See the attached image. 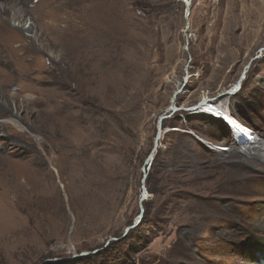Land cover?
<instances>
[{
  "label": "rangeland",
  "instance_id": "374dc122",
  "mask_svg": "<svg viewBox=\"0 0 264 264\" xmlns=\"http://www.w3.org/2000/svg\"><path fill=\"white\" fill-rule=\"evenodd\" d=\"M8 2L13 12L25 18L23 25L32 39L43 32L41 17L48 9L63 13L65 20L104 12L106 24L116 28L112 36L119 41L116 45L124 62L137 61L138 71L144 68L140 73H147L158 63L164 72L158 78L150 75L154 100L144 107V117L128 122L138 134L137 141L123 157V178L115 182L114 195L109 192L110 183L106 185L107 177L115 173L111 167L123 159L117 158L118 146L131 143L133 138L125 135L123 142L110 132L103 136L106 144L104 149L99 147L100 153L95 155L93 150L88 157L83 154L84 159L76 157L73 167L61 159L54 161V153L59 151H54L51 143L35 146L37 150L24 143L26 150L12 158L9 168L17 183L15 188L0 180V264H232L233 255L239 251L261 255L262 239L251 231L263 216L247 208L229 207L227 197L241 194L234 184L219 179L216 172L224 168L215 169L210 163L219 162L218 154L226 156L233 147L257 148L264 143V0H189L190 9L183 0ZM18 24L12 21V25ZM44 37L46 52L39 57L38 68L46 58L62 53ZM66 77L61 70L59 79ZM41 80L40 75L21 80L25 95L46 90L47 86L39 84ZM204 96L218 101L216 106L226 115L231 113L252 130L254 140L246 146L235 145L241 142L223 120L193 110ZM173 102L174 112L168 114ZM13 109L21 116L23 109ZM34 109L28 107L20 127L43 141L44 136L32 125L42 129L49 116L37 115ZM107 109L119 111L110 103ZM105 113L111 118L107 110ZM162 116L166 119L160 126ZM99 118L96 122L101 121ZM46 167L56 196L45 187H35ZM104 187H109L108 191Z\"/></svg>",
  "mask_w": 264,
  "mask_h": 264
},
{
  "label": "bare ground",
  "instance_id": "6f19581e",
  "mask_svg": "<svg viewBox=\"0 0 264 264\" xmlns=\"http://www.w3.org/2000/svg\"><path fill=\"white\" fill-rule=\"evenodd\" d=\"M184 1H186L188 6L190 5V3H187L189 0H183V2ZM72 8H74V6ZM90 9L93 10L92 7H90ZM74 15L77 16L78 14L74 13ZM106 16L103 12L101 14H86L84 17L75 18L74 20H65L66 16L64 17L63 13H59L54 9H48L46 12H43V16L41 17L43 32H40L41 34L36 33L34 39H32L27 37V30L25 29V25H23V21H25L23 15L13 12L11 4L8 2V0H0V120H7L0 123V135L3 136V141L0 143V180L8 184V188L11 186L15 188L14 185L17 184L13 178V171L9 170V168H12L10 167L11 163L13 165L12 158L16 155L22 154L20 152L26 150L25 144L27 146L31 145V147L34 146L32 149L34 148V150H37V146H44L46 145V142L51 143L54 151H56V148L59 151V154L57 152L54 153V161L58 162V160L61 159L66 162V164H72L71 166L73 167V164H75L74 159L76 160V157L84 159L82 157L83 154H86L85 156H87L94 150L95 153L93 154L97 155L100 146H102L100 149H104V145L106 143L103 140V136H106V134L110 132H113L114 134L112 135H116L117 138L119 137L123 139V137L126 138V136L127 138H133L131 143L128 141L129 143L119 146L117 145V158L119 159L125 157V155L129 153L131 145L136 143L138 134L129 127L128 122L133 119V117L136 119L140 118L141 116L144 117V107H147L149 101L154 100H151L153 93L151 88L153 84H151L152 80H150V75L154 78H158V76L163 74L164 70L160 66L161 64L157 65V63L155 66L147 69V73H140V70H143L144 68L138 71L136 65L139 63L137 64V61H134L133 63H128L129 61L124 62V56L118 50L116 45L119 41L116 39V37L112 36L116 34V28L109 27L106 24ZM14 20L19 22L18 26L12 25V21ZM63 24L65 26H62ZM122 24V27H124L125 23L122 22ZM137 27L139 26L137 25ZM118 29L120 28L118 27ZM135 29L137 30V28ZM128 30L130 31V29ZM125 32L124 34H126ZM61 35L62 40L60 38ZM44 36L47 38L49 37L50 40L53 41L52 46L56 48L60 47L62 53H60V55L56 54V57L52 56V59L49 57L46 58L47 60L41 64L40 68H38V59L41 55H44V52H46L43 50L44 43L42 38ZM141 41L139 40L138 42ZM44 47L49 49L48 46ZM58 51L56 53H58ZM46 68L49 69L46 70ZM61 70L62 72H66V80L59 79ZM37 75H40V77L43 78L39 84L47 86V89L42 93L32 90L31 93L33 95H25L26 89L22 86L21 80L25 81L27 78ZM62 76L63 75H61V77ZM18 83L21 85H18ZM237 86H239V84ZM13 89L16 90V93H12ZM108 103L117 108L119 111L113 112L108 110ZM216 105H218V101L204 96L201 100V103L194 106L193 110L202 115H205L206 112L209 114L218 113V110H221L224 113L225 110ZM13 106L16 107L19 112H21L23 109V112L20 113L21 116H18V113H14ZM30 106L35 108L34 110H36L37 115L43 114V117L44 115L49 116L48 120L43 123L42 129H38L37 127L34 128V124L32 125L33 130L35 129V131L41 133L44 136L43 141L36 140L34 137H32L31 133L23 131L20 127L21 124L24 123V118L28 115L27 109ZM175 107V102H173L171 108H169L168 114H172ZM106 110L108 114H110L111 118L106 116ZM30 113L31 112H29V114ZM98 117H100V122H96ZM227 118L231 120V118L233 119V115L230 113L227 115ZM235 119H233V123L238 121L237 118ZM8 120H10L12 123L14 122L16 125L11 124V122ZM235 129L238 133V136L242 140L240 144H237L236 142L234 144L238 146H244L245 143L248 144L249 142L247 141L248 136L246 131L240 128L238 125H236ZM260 145L261 146L257 148L251 146L244 148L245 150L239 149L238 147H233V149H231L229 154L226 156L222 153L218 154L220 157L219 162L215 163V161L213 164L210 163V165H213V167L216 166L215 169L224 168L223 171L216 172L219 179L223 182L234 184L236 189L241 194V196L229 195L227 197L230 202L229 207L233 205V209H248V211L251 213H256L257 215L263 216V220L260 223L255 224L254 231H251V234H254V237L262 239L263 251L261 250V255L250 254V251H248V253L239 251L233 255L231 261L232 264H255V262L264 264V143H261ZM113 147L115 148V146ZM113 156L111 155V157ZM186 158H189L187 154ZM123 160L124 158L120 163L117 161L118 163L116 162L114 167H111L114 168V174L110 176L107 175L108 177L106 185L108 186L110 183L112 186L111 189H109V187L107 188L109 189L110 194L114 193L115 182L118 180L122 182L123 177L120 173L124 172L122 171ZM126 161L128 160L126 159ZM77 162L83 165L87 163L85 161H83V163L82 161ZM91 162L95 161L92 160ZM113 164L114 163H111V165ZM33 165L41 167L38 162H34ZM39 167L37 169L38 171H40ZM226 167H230V171H226ZM47 168L48 167L44 168L42 173L39 172L40 178L37 177V182L34 184L37 190L45 187L47 188L48 192L53 191L51 194L55 195L56 189L54 183L52 182L51 174ZM74 169L77 168L75 167ZM99 178L101 179V177ZM103 185L105 186L104 182L102 186ZM257 186L262 188L255 190V187ZM110 194L108 195L109 198L111 196ZM87 198L89 197L87 196ZM48 199L52 200V196H50ZM105 201L107 200L105 199ZM84 206H86V204ZM52 212H54V210L51 211V213Z\"/></svg>",
  "mask_w": 264,
  "mask_h": 264
},
{
  "label": "water",
  "instance_id": "95a60500",
  "mask_svg": "<svg viewBox=\"0 0 264 264\" xmlns=\"http://www.w3.org/2000/svg\"><path fill=\"white\" fill-rule=\"evenodd\" d=\"M187 7H188V9H190L191 8V4L188 6L187 5ZM245 75H246V71L244 72V74H243V76H242V79L245 77ZM164 119H166V116H162L161 118H160V126H161V123H162V121L164 120ZM149 164V161H148V163H147V165Z\"/></svg>",
  "mask_w": 264,
  "mask_h": 264
}]
</instances>
